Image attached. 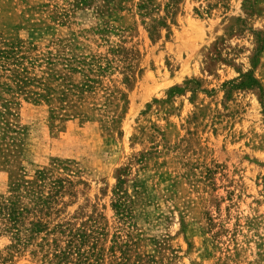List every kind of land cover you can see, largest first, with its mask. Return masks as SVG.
<instances>
[{
	"label": "rangeland",
	"instance_id": "374dc122",
	"mask_svg": "<svg viewBox=\"0 0 264 264\" xmlns=\"http://www.w3.org/2000/svg\"><path fill=\"white\" fill-rule=\"evenodd\" d=\"M0 264H264V0H0Z\"/></svg>",
	"mask_w": 264,
	"mask_h": 264
}]
</instances>
